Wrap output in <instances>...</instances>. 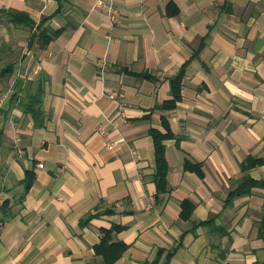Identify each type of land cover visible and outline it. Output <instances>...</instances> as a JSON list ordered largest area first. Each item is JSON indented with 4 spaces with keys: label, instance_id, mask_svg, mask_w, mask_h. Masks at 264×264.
I'll return each mask as SVG.
<instances>
[{
    "label": "crops",
    "instance_id": "obj_1",
    "mask_svg": "<svg viewBox=\"0 0 264 264\" xmlns=\"http://www.w3.org/2000/svg\"><path fill=\"white\" fill-rule=\"evenodd\" d=\"M95 1L0 0V264H101L112 224L127 245L113 264L174 246L168 264H264V189L227 202L245 175L264 180V0H110L115 24ZM37 26L59 32L40 47ZM163 119L170 190L156 197ZM247 157L263 163L244 170Z\"/></svg>",
    "mask_w": 264,
    "mask_h": 264
},
{
    "label": "trees",
    "instance_id": "obj_2",
    "mask_svg": "<svg viewBox=\"0 0 264 264\" xmlns=\"http://www.w3.org/2000/svg\"><path fill=\"white\" fill-rule=\"evenodd\" d=\"M7 20H10L14 23H24L29 28H32L34 26V23L27 17L25 13L22 12H16V11H9L6 13V16H4ZM0 17V23L3 21ZM38 29V26H37ZM36 34L37 40L39 42L40 47H45L59 32L57 31H47L46 29H42ZM34 35H32L33 37ZM10 66L2 69L0 71V77L4 76L6 73L8 74L10 71ZM183 75V68L179 71V73L171 79V90H172V99L168 102H165L163 104V108H173L175 106V102L180 99V81ZM41 94V90L38 89L35 94L32 95V98L34 101L30 102L28 104V107H25L26 112H31L32 117L35 122L38 120V115L40 114L39 111V105H40V99L39 96ZM163 126L166 129V132L161 133L156 130H151V136L153 140V147H154V155L156 160V166L153 174V178L156 182V190H157V196L159 194L169 192L170 188L167 185L166 182V174L168 171V165L165 160L164 156V145L163 140L172 137V132L170 128H168L167 123L165 119L162 120ZM263 163L262 159H257L253 157H247L243 163L241 164L242 169H249L251 167H254L258 164ZM185 168L190 171H194L198 176H202L201 171V165L199 163L192 164L186 161L184 164ZM33 180V175L31 173H27V177L25 180L26 188L30 186L31 182ZM253 187H261L264 189V180H254L250 178L249 176L245 175L241 178V180L237 183V187L232 190L227 198V202L230 201V199L236 195L241 194H247L251 192V189ZM182 206V212L180 213L181 218H189L190 212L192 209V206L187 202L184 201L181 203ZM264 208V207H263ZM106 212H110L107 210ZM0 221H4L8 215H9V208L7 207L6 202H4L0 206ZM94 215H88L85 217V219L81 220V224H86L90 218H92ZM205 222H200L198 224H202ZM125 229L124 226L115 225L112 224L109 228H102L100 229L101 237L100 242L94 246V252L97 255H100L102 257V263L101 264H113L118 258H120L122 252L127 248V245L120 241H114V235L120 231ZM260 229V236L264 238V227L263 222L259 226ZM178 247L174 246L168 250L160 248L158 249L155 259L149 263V264H168V260L173 254V252Z\"/></svg>",
    "mask_w": 264,
    "mask_h": 264
},
{
    "label": "built area",
    "instance_id": "obj_3",
    "mask_svg": "<svg viewBox=\"0 0 264 264\" xmlns=\"http://www.w3.org/2000/svg\"><path fill=\"white\" fill-rule=\"evenodd\" d=\"M95 7L106 13L108 20L111 24H115L119 19V11L117 7L109 0H96ZM117 92H114L113 95H116ZM42 167V164L38 165Z\"/></svg>",
    "mask_w": 264,
    "mask_h": 264
}]
</instances>
